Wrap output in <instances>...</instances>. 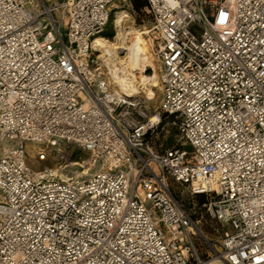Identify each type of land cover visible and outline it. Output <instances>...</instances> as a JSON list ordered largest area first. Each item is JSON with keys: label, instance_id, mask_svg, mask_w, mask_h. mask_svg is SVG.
Listing matches in <instances>:
<instances>
[{"label": "built area", "instance_id": "built-area-1", "mask_svg": "<svg viewBox=\"0 0 264 264\" xmlns=\"http://www.w3.org/2000/svg\"><path fill=\"white\" fill-rule=\"evenodd\" d=\"M145 1L154 109L94 59L116 0H0V264H264V0Z\"/></svg>", "mask_w": 264, "mask_h": 264}, {"label": "bare ground", "instance_id": "bare-ground-1", "mask_svg": "<svg viewBox=\"0 0 264 264\" xmlns=\"http://www.w3.org/2000/svg\"><path fill=\"white\" fill-rule=\"evenodd\" d=\"M124 16L118 15L115 20L118 33L114 39L98 35L92 46L100 52V64L104 66L115 94L129 103L141 93L147 99H153L156 96L154 88L159 86V72L151 52V38L146 37L151 34L146 28L123 30ZM52 173L56 174L53 170Z\"/></svg>", "mask_w": 264, "mask_h": 264}, {"label": "rangeland", "instance_id": "rangeland-1", "mask_svg": "<svg viewBox=\"0 0 264 264\" xmlns=\"http://www.w3.org/2000/svg\"><path fill=\"white\" fill-rule=\"evenodd\" d=\"M118 15H122L123 22H122V28L123 30L129 29V27H136L139 29H148L150 28V22L149 18L144 15L143 11H140L136 9L131 0H116V2L113 4L112 11H111V20L108 23L107 26V32L108 34H112L111 38H108L107 36H104L108 39H114L115 36L118 33V27L115 24V20ZM128 27V28H127ZM147 39H149L150 36H146ZM151 42V52L153 53V43L152 39ZM154 63L157 67V69L160 67L159 61L156 60L154 54ZM95 61L100 64V59L97 53H95L94 56ZM150 71L149 69L147 70ZM156 92V96L153 99H147L145 97L144 93H141L138 96H135L134 98L139 99L144 103L143 108L149 107L151 109H154L156 106L160 104L161 99V91L160 87L157 86L154 88ZM153 143L156 146H159L160 144L163 146H184L187 149L189 147L185 145L184 141L180 138V135L178 131L175 129V127L171 126L170 124L166 125L161 132L153 138ZM41 146L38 143L33 142H27L26 149H27V155H26V162L27 164L33 168L34 170L42 169L44 167L51 168L54 172H56V175L58 177L62 178H69V177H76L86 174L85 170L87 171V165L85 164V161L89 157V153L85 150L81 149L79 146L76 145H70L65 146L64 144H61L58 146V152L53 151V148L49 150V156L45 161H39L34 156L36 148ZM64 152V154H62ZM88 173L90 172L87 171ZM207 227H205V230L208 234H210V231L212 229V225L214 223L210 222L208 220Z\"/></svg>", "mask_w": 264, "mask_h": 264}, {"label": "trees", "instance_id": "trees-1", "mask_svg": "<svg viewBox=\"0 0 264 264\" xmlns=\"http://www.w3.org/2000/svg\"><path fill=\"white\" fill-rule=\"evenodd\" d=\"M131 2L133 4V6L136 9L140 10V11H143L144 10V7L146 5V1L145 0H131ZM111 18L112 17L110 16L109 22H110ZM107 26H108V24H107ZM107 26H106L105 30L103 31V33L101 35L107 36L108 38H111L112 37V34H108V32H107Z\"/></svg>", "mask_w": 264, "mask_h": 264}]
</instances>
